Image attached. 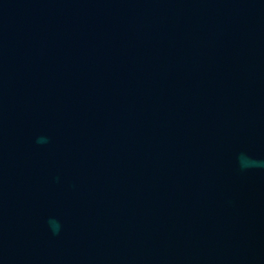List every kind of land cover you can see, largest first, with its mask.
<instances>
[{"label": "water", "instance_id": "1", "mask_svg": "<svg viewBox=\"0 0 264 264\" xmlns=\"http://www.w3.org/2000/svg\"><path fill=\"white\" fill-rule=\"evenodd\" d=\"M0 264H264V0H0Z\"/></svg>", "mask_w": 264, "mask_h": 264}]
</instances>
